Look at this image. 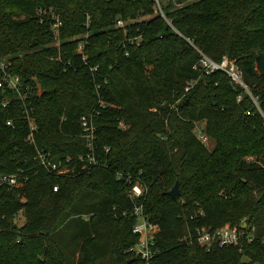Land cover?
<instances>
[{
    "label": "trees",
    "instance_id": "1",
    "mask_svg": "<svg viewBox=\"0 0 264 264\" xmlns=\"http://www.w3.org/2000/svg\"><path fill=\"white\" fill-rule=\"evenodd\" d=\"M159 2L169 22L154 0H0V264H143L136 182L159 227L153 264H264V0ZM197 51L235 61L257 106L224 74L194 72ZM83 117L96 165L80 160ZM225 226L254 241L197 243Z\"/></svg>",
    "mask_w": 264,
    "mask_h": 264
},
{
    "label": "built area",
    "instance_id": "2",
    "mask_svg": "<svg viewBox=\"0 0 264 264\" xmlns=\"http://www.w3.org/2000/svg\"><path fill=\"white\" fill-rule=\"evenodd\" d=\"M154 2V13L164 19L166 22H169L165 17L159 0H154ZM52 21L53 34L55 37H58V31L62 24L60 22L59 17L55 15L52 16ZM126 25L128 24L122 21H118L117 23V26L119 28H124ZM187 42L190 44V46H193V43L190 40H188ZM83 50L84 44L82 43L80 45V49H78V52L82 54ZM198 53L200 55V59L192 68L194 72H199L203 76H210L215 73L224 74L233 87L243 89L248 94V96L252 98L253 103L257 106V99L252 97V94L244 81L243 72L240 70L235 61L224 57L221 61L217 62L205 56L201 52ZM86 60L87 58L83 57V61L85 64ZM97 70L98 67L91 69V72L96 73ZM237 101L241 102L242 96H238ZM82 127V138L86 142L87 155L86 157H81V161H87L90 165H96V137L95 128L92 124V120L88 119L87 117H83ZM196 135L197 138L203 144H206L208 142L206 135L202 131L196 130ZM39 160L41 165L44 166L49 172L62 174L59 171L60 166L49 163L42 153L39 154ZM1 183L7 185L10 188H17L20 186L18 177L16 176H5L1 179ZM144 193L145 190L139 182H136L132 189L129 191V198L134 203L133 217L136 219V223L133 227L132 232L138 237V243L131 249L130 252L134 259H139L141 262H143V264H153V258L155 257V252L153 248L155 247V238L159 232V227L156 224H153L148 221V219L144 215L143 206L138 204L143 198ZM245 227L246 225L244 224L243 228ZM254 233V229H252L250 232L244 233L239 231L237 228H232L230 226H225L216 231H210L205 228H202L197 229L196 240L200 246L208 250L213 248L214 246H218L219 248L230 246L235 247L238 246L243 239H245L247 242H253Z\"/></svg>",
    "mask_w": 264,
    "mask_h": 264
},
{
    "label": "rangeland",
    "instance_id": "3",
    "mask_svg": "<svg viewBox=\"0 0 264 264\" xmlns=\"http://www.w3.org/2000/svg\"><path fill=\"white\" fill-rule=\"evenodd\" d=\"M168 0H166V2H167ZM169 1H177V0H169ZM188 1H195V0H188ZM83 43V42H82ZM81 43V41H80V43L78 44V49H80V45L82 44ZM77 49V50H78ZM14 82V81H13ZM13 82H11V87L12 88H16V85H15V82L13 83ZM199 127H201V126H204V124H199L198 125ZM207 139H208V137H207ZM206 145V147H207V149L208 150H213V148H214V145H215V143L212 141V140H210V139H208V142L205 144ZM81 160V159H80ZM251 161H253L254 159H250ZM82 162V161H81ZM59 171L62 173V174H67V173H69V171L67 170V168L64 166V167H61V164H60V168H59ZM24 222H25V220H24V218L22 217V216H20L19 218H18V220H17V225L18 226H22L23 224H24Z\"/></svg>",
    "mask_w": 264,
    "mask_h": 264
},
{
    "label": "water",
    "instance_id": "4",
    "mask_svg": "<svg viewBox=\"0 0 264 264\" xmlns=\"http://www.w3.org/2000/svg\"><path fill=\"white\" fill-rule=\"evenodd\" d=\"M167 196H169L172 199H178L180 197V190H179V185L178 183H176V185L174 186V188L167 193Z\"/></svg>",
    "mask_w": 264,
    "mask_h": 264
}]
</instances>
